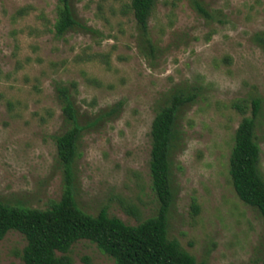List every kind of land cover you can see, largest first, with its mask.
Wrapping results in <instances>:
<instances>
[{
  "label": "rangeland",
  "instance_id": "1",
  "mask_svg": "<svg viewBox=\"0 0 264 264\" xmlns=\"http://www.w3.org/2000/svg\"><path fill=\"white\" fill-rule=\"evenodd\" d=\"M130 4L72 0L78 24L61 36L56 0H0V200L46 209L61 199L66 172L56 138L70 127L57 90L64 85L84 127L73 164L79 206L92 215L106 207L129 225L139 220L128 204L141 220L156 215L152 122L175 93L193 95L171 155L169 237L204 264H262L264 217L238 197L230 155L243 117L233 102L246 100L251 115V100L261 99L264 176V0H158L149 39ZM26 243L10 231L0 264H23ZM67 255L70 264H117L89 240Z\"/></svg>",
  "mask_w": 264,
  "mask_h": 264
},
{
  "label": "trees",
  "instance_id": "2",
  "mask_svg": "<svg viewBox=\"0 0 264 264\" xmlns=\"http://www.w3.org/2000/svg\"><path fill=\"white\" fill-rule=\"evenodd\" d=\"M56 1L55 32L62 36L78 22L72 0ZM157 2L131 0L130 9L147 37L149 19ZM194 7L201 15L211 17L200 3L195 2ZM72 86L76 84L72 83ZM57 90L70 124L69 129L56 138L58 156L66 172L65 190L61 199L46 209L12 205L0 200V240L12 230L25 237L27 243L21 254L23 264H70L67 254L80 240L95 243L117 264H204L198 262L177 239L169 237V214L174 202L171 155L178 136L179 113L194 100V96L175 93L156 113L150 133V174L159 209L156 215L141 220L139 208L128 204L126 211L139 220L137 225H129L111 216L106 207L92 215L79 206L73 190V164L84 127L79 122L80 113L70 88L60 85ZM248 104L246 100L232 104L243 117L234 135L230 176L238 197L264 217V176L260 169L261 148L256 139L262 101L259 98L251 100V115H247Z\"/></svg>",
  "mask_w": 264,
  "mask_h": 264
}]
</instances>
